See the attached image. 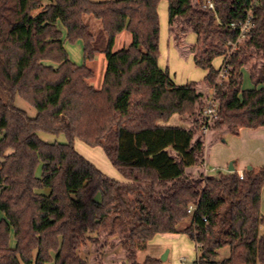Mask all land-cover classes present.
<instances>
[{"label":"trees","instance_id":"obj_1","mask_svg":"<svg viewBox=\"0 0 264 264\" xmlns=\"http://www.w3.org/2000/svg\"><path fill=\"white\" fill-rule=\"evenodd\" d=\"M158 1L0 0V264H44L52 252L55 264H88L87 244L120 245L125 260L108 264H157L152 256L138 262L137 252L167 233L195 243L193 264H264V166H247L241 177L235 169L205 174L208 97L199 89H211L217 106L208 131L264 125V0H210L213 9L205 0H167L169 37L180 47L193 33V63L205 71L202 82L185 84L158 65ZM248 10L252 28L228 53L238 37L231 24ZM122 31L131 40L113 50ZM64 41H81L82 64ZM98 53L106 65L96 88L87 62ZM224 55L219 77L212 61ZM242 68L253 88H241ZM16 96L36 115L17 107ZM99 96L107 112H98ZM173 114L188 126L166 124ZM75 139L101 148L121 180L79 154Z\"/></svg>","mask_w":264,"mask_h":264},{"label":"rangeland","instance_id":"obj_2","mask_svg":"<svg viewBox=\"0 0 264 264\" xmlns=\"http://www.w3.org/2000/svg\"><path fill=\"white\" fill-rule=\"evenodd\" d=\"M47 2V0H44ZM197 1V0H195ZM157 12L159 17V58L158 65L162 69L168 70L172 80L176 84H185L189 82L200 83L203 80L205 72L196 67L193 63L191 47L195 44V35L191 32L187 33L183 38L182 44L180 47H176L172 43L171 37L168 33V24H167V0H159L157 4ZM131 40V35L123 31L116 38L113 46V50H117L123 46L129 44ZM64 47L68 54V57L71 61L76 64L83 63V51L81 41L68 42L64 41ZM221 61V60H220ZM219 58L216 57L212 61L214 68H218L221 64ZM88 65L94 71V77L90 79V83L93 84L96 88L101 85L103 74L105 71V56L103 53L96 54L93 61L87 62ZM246 73V72H245ZM247 84V85H246ZM247 80H244L242 84L243 88L249 86ZM203 96L206 98H211L212 90L199 88ZM98 106L100 111L98 112H107V105L104 96L98 97ZM15 105L23 109L29 116L33 117L36 115V110L30 106L25 100L16 96ZM168 125H179V126H188L186 122L180 119L179 115L173 114L166 122ZM217 131L210 129L205 134L204 141V154L207 157L204 165L202 166L203 170L207 169V174L210 176H217L218 173H223L225 170L223 167L227 168L228 165H217L216 157L218 153L215 150L214 145H227L229 142L230 135L222 134L217 135ZM39 136L46 141H58L66 142L67 139L64 134L60 133L58 135H53L49 133L39 132ZM221 139H224V142H221ZM75 150L81 154L84 158L95 164L103 173L109 177L117 180H121V176L117 171L111 166L101 148L99 147H90L84 142L75 139L74 141ZM231 160H236L235 158L227 161L229 164ZM215 167L214 169H211ZM2 213L0 212V218ZM10 244H14L13 236L10 238ZM229 248L225 247L219 251L218 257H224L228 254ZM166 254L164 260L161 259L163 254ZM81 256L86 259L88 264H99L102 262L108 264L110 262H121L124 261L123 250L120 245H116L111 251L109 247H106L105 250H101L98 244H87L86 248L81 251ZM146 256H152L157 258L159 261L157 264H193L196 256L197 250L195 243L185 234H156L153 238L147 243V246L144 250L137 252V261L142 263ZM54 253L50 255V259L47 260L44 264H55L54 262ZM30 264H35L34 262Z\"/></svg>","mask_w":264,"mask_h":264},{"label":"crops","instance_id":"obj_3","mask_svg":"<svg viewBox=\"0 0 264 264\" xmlns=\"http://www.w3.org/2000/svg\"><path fill=\"white\" fill-rule=\"evenodd\" d=\"M61 30L64 35L65 30L62 27ZM218 58L219 61L221 60L220 62L222 64L224 60L223 56H219ZM220 66L218 68H220ZM245 79L247 80L248 83L249 82L251 83L248 71L245 68H242L241 88L242 89L253 88L252 83L249 84V86H246V88H243L242 84L244 83ZM216 131H217L216 133L217 135L227 134V131L224 129L216 130ZM229 135H230L228 140L229 143L227 145L221 144V145H214L213 147L215 148V150H217L216 152L218 153V156L216 157L217 165H223V164L229 165L227 164L228 163L227 161L235 158L236 160H231V162L233 164L234 169L239 173L242 172L243 169L246 168L247 166H253V167L264 166V125L258 126L256 128L244 127L239 130V133L237 135H231V134ZM224 141H225L224 139H221V142ZM206 159L207 157L204 156V161ZM214 168L215 167H212L211 169ZM223 168L225 170L223 173L228 172L227 171L228 166L227 168L225 167ZM204 171L206 172L205 174L208 173L207 169ZM260 212L262 214V217H264V190L262 191L261 199H260ZM171 234H179V233H171ZM260 234L264 235V223L260 227Z\"/></svg>","mask_w":264,"mask_h":264},{"label":"built area","instance_id":"obj_4","mask_svg":"<svg viewBox=\"0 0 264 264\" xmlns=\"http://www.w3.org/2000/svg\"><path fill=\"white\" fill-rule=\"evenodd\" d=\"M254 4L253 1L250 2V6ZM201 6L203 8H208V9H213V3L210 0H205L204 2L201 3ZM232 27L236 28L238 30V37L235 40V42H228V53L232 51L233 49L236 48V43L239 42L240 39H242L247 32L252 28V17H251V12L250 10L247 11L246 17L243 21L238 22L237 24H231ZM227 55L223 56V62L219 68V77H223L225 72H226V66H225V59ZM216 102L213 99V96L211 95V98H208L207 101V107L205 108L204 111V119H203V125H202V132L204 134L207 133L209 129V125L211 124L212 120L216 118ZM240 177H241V172H240ZM192 207L190 206L187 211L191 212Z\"/></svg>","mask_w":264,"mask_h":264},{"label":"water","instance_id":"obj_5","mask_svg":"<svg viewBox=\"0 0 264 264\" xmlns=\"http://www.w3.org/2000/svg\"><path fill=\"white\" fill-rule=\"evenodd\" d=\"M227 171H228V172H232V171H234V167H233L232 162L229 163L228 168H227ZM165 258H166V254L164 253V254L162 255L161 259L164 260Z\"/></svg>","mask_w":264,"mask_h":264}]
</instances>
